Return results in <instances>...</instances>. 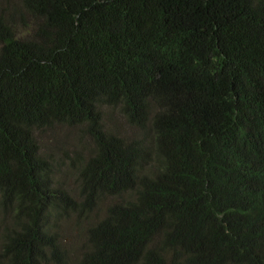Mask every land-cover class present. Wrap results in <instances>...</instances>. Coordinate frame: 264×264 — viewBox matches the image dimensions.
I'll return each instance as SVG.
<instances>
[{
  "label": "trees",
  "instance_id": "obj_1",
  "mask_svg": "<svg viewBox=\"0 0 264 264\" xmlns=\"http://www.w3.org/2000/svg\"><path fill=\"white\" fill-rule=\"evenodd\" d=\"M0 264H264V0H0Z\"/></svg>",
  "mask_w": 264,
  "mask_h": 264
},
{
  "label": "rangeland",
  "instance_id": "obj_2",
  "mask_svg": "<svg viewBox=\"0 0 264 264\" xmlns=\"http://www.w3.org/2000/svg\"><path fill=\"white\" fill-rule=\"evenodd\" d=\"M111 119L112 121L108 123V125H111L113 128L117 129L120 134L128 136L132 135V130L124 125L122 119L116 113L112 114ZM75 137L76 131L74 129H68L65 126H54L53 128L42 132V134L38 135L36 139L38 140L42 156L51 157L53 161L60 163L57 176L60 177V180L62 181L68 193L73 199L77 201L78 190L76 184V174L71 168L68 167V163L63 157V154L66 152V154L70 155L71 152L76 148L83 149V147H86V149H88L90 144L85 145V142H83V144L79 145L74 140ZM84 155L86 156V154ZM109 204V200L103 201L100 205V208L95 212L97 214L96 216H92L88 219H82V224L84 227L87 226L88 222L93 223L101 219ZM75 219V215H70L67 220L62 222L61 225L62 234H64V245L68 246L67 252L69 255V263L70 261H74V259L76 260L77 256L80 254V247L83 242L84 227L81 226V228L78 230L74 223Z\"/></svg>",
  "mask_w": 264,
  "mask_h": 264
}]
</instances>
